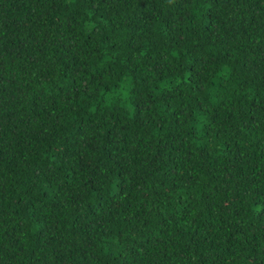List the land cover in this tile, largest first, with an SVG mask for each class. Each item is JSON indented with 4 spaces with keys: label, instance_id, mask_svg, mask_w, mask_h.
<instances>
[{
    "label": "trees",
    "instance_id": "trees-1",
    "mask_svg": "<svg viewBox=\"0 0 264 264\" xmlns=\"http://www.w3.org/2000/svg\"><path fill=\"white\" fill-rule=\"evenodd\" d=\"M0 264H264V0H0Z\"/></svg>",
    "mask_w": 264,
    "mask_h": 264
}]
</instances>
